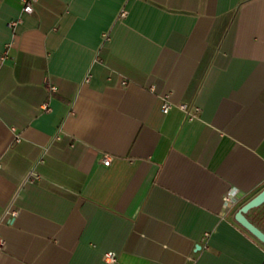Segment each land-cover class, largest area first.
I'll return each instance as SVG.
<instances>
[{"label":"crops","instance_id":"0c3cea01","mask_svg":"<svg viewBox=\"0 0 264 264\" xmlns=\"http://www.w3.org/2000/svg\"><path fill=\"white\" fill-rule=\"evenodd\" d=\"M23 7L0 0V264H264L235 220L264 188V0Z\"/></svg>","mask_w":264,"mask_h":264},{"label":"built area","instance_id":"2783aa9c","mask_svg":"<svg viewBox=\"0 0 264 264\" xmlns=\"http://www.w3.org/2000/svg\"><path fill=\"white\" fill-rule=\"evenodd\" d=\"M36 0H24V11L26 12H32L34 9V2ZM123 14L126 13L125 10L122 12ZM12 24H15V21L11 22ZM53 89H55V86H52ZM181 108H183L185 111H187L188 115L190 117L195 116V113L192 111L191 106L187 103H181L180 104ZM172 107V103L169 101H165L163 104V109L164 111H168ZM195 109H199L198 106L195 107ZM104 163L105 164H110L112 160V156L110 155H105L104 157ZM236 201V194L235 191H230L226 196H225V202L228 204H233ZM208 235V232L205 233V236ZM4 246V238L0 234V249L3 248ZM104 259L107 262H115L117 260V253L113 250H108L104 253Z\"/></svg>","mask_w":264,"mask_h":264},{"label":"water","instance_id":"95a60500","mask_svg":"<svg viewBox=\"0 0 264 264\" xmlns=\"http://www.w3.org/2000/svg\"><path fill=\"white\" fill-rule=\"evenodd\" d=\"M264 203V188L254 196L245 201L235 212V220L247 229L251 234L264 243V230L253 222L247 215V212L256 206Z\"/></svg>","mask_w":264,"mask_h":264}]
</instances>
